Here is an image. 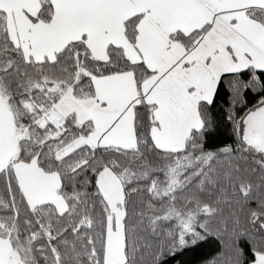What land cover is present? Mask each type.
Instances as JSON below:
<instances>
[{
  "label": "snow or ice",
  "instance_id": "obj_1",
  "mask_svg": "<svg viewBox=\"0 0 264 264\" xmlns=\"http://www.w3.org/2000/svg\"><path fill=\"white\" fill-rule=\"evenodd\" d=\"M210 238L264 264V0H0V264Z\"/></svg>",
  "mask_w": 264,
  "mask_h": 264
},
{
  "label": "trees",
  "instance_id": "obj_2",
  "mask_svg": "<svg viewBox=\"0 0 264 264\" xmlns=\"http://www.w3.org/2000/svg\"><path fill=\"white\" fill-rule=\"evenodd\" d=\"M230 126H221L219 138L223 143H229ZM221 251V245L215 238L207 243L201 241L197 245L190 244L187 250L178 251L174 257L169 258L168 264H209Z\"/></svg>",
  "mask_w": 264,
  "mask_h": 264
}]
</instances>
